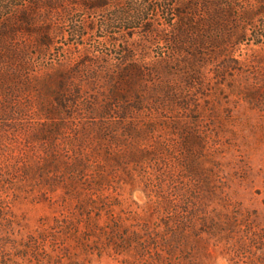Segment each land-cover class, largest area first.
I'll return each instance as SVG.
<instances>
[{
  "label": "rangeland",
  "instance_id": "rangeland-1",
  "mask_svg": "<svg viewBox=\"0 0 264 264\" xmlns=\"http://www.w3.org/2000/svg\"><path fill=\"white\" fill-rule=\"evenodd\" d=\"M32 1L0 0V264H264V0Z\"/></svg>",
  "mask_w": 264,
  "mask_h": 264
},
{
  "label": "trees",
  "instance_id": "trees-1",
  "mask_svg": "<svg viewBox=\"0 0 264 264\" xmlns=\"http://www.w3.org/2000/svg\"><path fill=\"white\" fill-rule=\"evenodd\" d=\"M102 1L105 0H81V4L84 8H86L87 10H95L98 7H102ZM64 0H33L32 2H29L28 5L35 7L38 10H44V12H48L50 13L51 11L55 10L57 11L58 9H62V10H66V8L64 7ZM176 4H177V0L173 1V0H167L164 4V6H162V16L164 21L166 22V24L170 25L171 27H175V23H173L174 21H179L181 22V31L185 32V31H189V29L187 28V24H184V21L187 20L189 18L188 12L183 11L182 8H178L176 9ZM192 6H195V8H197L195 3L191 4ZM15 6H13V4L11 5H7L4 3H0V13L2 12H6L7 9L10 10L12 8H14ZM31 7V8H32ZM27 6L22 5V12H23V16L21 17V19L19 18L20 22L23 23V25H29L31 22V18L29 15L25 14V12L27 13L28 11L26 10ZM261 9V8H260ZM263 10L258 12L259 14H263L264 15V8H262ZM133 10V9H132ZM129 10L127 13L122 14L121 17H119L117 19L118 23L123 25L124 28L128 27V30H142L143 32H145L146 34H152L154 31L153 28H151V25L148 24H144L145 21V17L149 14L148 13V8H146L145 10H143L142 12L140 11H132ZM67 12V11H65ZM64 12V13H65ZM147 12V14H145ZM251 12L250 14H245L244 19L249 21L250 16H251ZM255 15H252L251 17H253ZM145 20V21H144ZM244 20V21H245ZM143 22L142 24L140 23ZM116 22V21H115ZM140 24V26H138ZM144 24V25H143ZM184 24V25H183ZM22 25V24H21ZM146 26V27H145ZM85 26L81 27V26H75L74 28V33L77 37L80 38H84L85 36ZM180 32V30H179ZM50 32H46L45 34H42V41H44L43 43L44 46L47 45L49 43V41L51 40L50 37ZM169 43H173V41H177V40H171V42L169 40H166ZM124 60L123 61H127L128 56H123ZM70 172L75 175V170H71L69 168Z\"/></svg>",
  "mask_w": 264,
  "mask_h": 264
}]
</instances>
